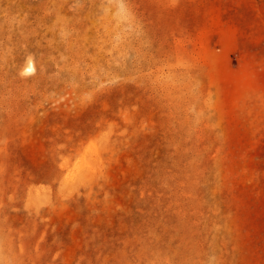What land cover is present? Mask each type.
Listing matches in <instances>:
<instances>
[{
  "label": "rangeland",
  "instance_id": "374dc122",
  "mask_svg": "<svg viewBox=\"0 0 264 264\" xmlns=\"http://www.w3.org/2000/svg\"><path fill=\"white\" fill-rule=\"evenodd\" d=\"M0 264H264V0H0Z\"/></svg>",
  "mask_w": 264,
  "mask_h": 264
}]
</instances>
